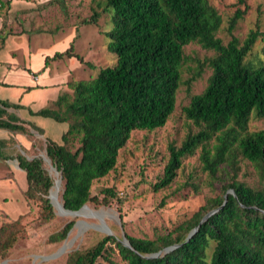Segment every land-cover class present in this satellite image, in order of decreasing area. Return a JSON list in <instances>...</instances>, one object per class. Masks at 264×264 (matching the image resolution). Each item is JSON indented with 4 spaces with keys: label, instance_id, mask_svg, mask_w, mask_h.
Segmentation results:
<instances>
[{
    "label": "trees",
    "instance_id": "trees-1",
    "mask_svg": "<svg viewBox=\"0 0 264 264\" xmlns=\"http://www.w3.org/2000/svg\"><path fill=\"white\" fill-rule=\"evenodd\" d=\"M97 7L86 23H96L102 11L111 15L112 28L108 49L117 57L112 66L102 67L91 79L69 81L72 92H64L53 107L29 111L32 115L67 123L62 143L47 138V155L56 173L60 209L62 198L69 210H81L92 196V185L117 166L121 149L135 130H154L166 125L175 111L185 61L184 46L192 41L215 51L208 63L213 72L201 93L192 95L184 108L186 117L200 126L189 133L181 146L169 145V158L155 191L172 185L182 167L183 158L200 149L202 169L216 179L221 172L230 178L223 185L224 196L208 199L187 220L172 231L155 238L126 234L132 248L114 235H105L85 251L72 250L67 264H264V187L256 188L239 180V157L250 160L264 176V128L250 131L252 116L264 118V60H247L257 41L264 39L261 21L241 40L234 34L237 25L249 11L248 0H237L228 31L231 39L224 43L217 36L223 19L209 0H95ZM77 57L91 66L75 51L73 41L65 51H57L50 60ZM31 89V87H28ZM25 106L0 99V128L24 133L26 127L8 108ZM40 133L41 128L29 122ZM79 146L73 149L72 140ZM228 163L229 165H223ZM20 168L26 171L29 198L40 199L44 218H53L54 209L47 195L54 179L43 165V159L19 156ZM187 185L198 188L188 181ZM54 191V188H53ZM52 191V194H53ZM39 192V193H38ZM104 203L114 196L112 188L104 189ZM186 196V195H185ZM223 205V206H222ZM64 208V206H63ZM219 210L204 221L187 240L190 232L213 209ZM74 222L50 235L54 243L64 240ZM8 221L0 226V252L5 255L17 236H4ZM114 244V245H113ZM178 246L168 252L166 247ZM162 251L159 256L150 257ZM119 255L121 261L114 256Z\"/></svg>",
    "mask_w": 264,
    "mask_h": 264
},
{
    "label": "rangeland",
    "instance_id": "rangeland-1",
    "mask_svg": "<svg viewBox=\"0 0 264 264\" xmlns=\"http://www.w3.org/2000/svg\"><path fill=\"white\" fill-rule=\"evenodd\" d=\"M209 1L223 19L217 36L228 43L231 39L229 23L237 8V0ZM248 3L250 9L234 31L241 40L255 28L258 19L264 31V0H248ZM95 8L99 10L95 0H0V54L8 41V52L13 59L21 62L27 59V46L30 51H36L49 47L52 42L67 41L73 36L75 51L92 65L83 63L86 67L76 69L75 77L71 76L72 80L94 78L102 67L112 66L117 61L116 55L108 49V36L105 34L113 26L110 13L102 11L96 23L84 22L91 18ZM184 53L182 81L176 108L170 119L165 126L154 130L133 131L120 151L116 168L95 180L92 185V196L98 198L99 202H87L77 214L61 212L54 206L49 193L47 197L52 203L54 215L46 221L41 200L29 198L25 192L28 188L26 172H22L19 165L21 155L27 159L42 158L45 169L54 179L55 191L56 173L60 177L62 175L56 167L53 168L47 155V138L62 143L67 123L42 115L30 116L24 111L22 114L19 109L9 108L4 117L8 118L9 113L16 114L26 130L18 133L0 128V177L8 175L10 169L16 180L12 181V177L0 179V226L8 221L4 236L11 233L17 236L16 242L5 255L0 252V264H67L70 251L83 252L105 235H114L120 239L123 234L155 238L172 231L179 222L189 219L208 199L225 195L223 185L230 182L229 176L223 171L214 179L204 172L200 149L183 158L182 167L172 185L159 191L153 189V185L163 175L169 158V145L174 143L181 146L189 133L200 130V126L186 117L184 108L190 103L192 95L201 93L207 86L213 72L208 60L215 55V51L192 41L184 46ZM247 60L253 63L264 60V39L257 41ZM21 78L25 80V76ZM57 99L53 97L45 106L53 107ZM30 120L44 134L31 126ZM262 128L264 118L252 116L249 130ZM79 144L78 139L72 140L73 149ZM8 152L12 154L11 157ZM239 165V180L256 188L264 187V176L253 162L240 156ZM188 181L197 183L198 188L187 185ZM106 188L114 191V196L108 198V204L103 202ZM62 191L63 181L59 196L64 204ZM7 192L8 203L3 199ZM113 212L116 213L114 217ZM94 217H101V220ZM70 222H74V226L64 240L54 243L49 241L50 235L59 232ZM114 257L122 262L119 255ZM98 264H104L103 259H99Z\"/></svg>",
    "mask_w": 264,
    "mask_h": 264
},
{
    "label": "crops",
    "instance_id": "crops-1",
    "mask_svg": "<svg viewBox=\"0 0 264 264\" xmlns=\"http://www.w3.org/2000/svg\"><path fill=\"white\" fill-rule=\"evenodd\" d=\"M74 39L75 37L72 36L67 41L52 42L49 47L36 51H30L27 46V59L21 62L12 58L8 52V41H6L4 51L0 54V67L3 68L0 74V99L25 106L19 108L22 114L24 111L28 115L34 116L30 113L29 108L38 110L46 107L45 105L49 104L53 97L57 99L60 93L71 92L73 89L69 86V81L77 72L76 69H81L86 65L75 56L50 60L48 65H46V58L52 57L57 51H65ZM23 76H25V80L21 78ZM8 79H13L14 82H9ZM8 92L11 97H8ZM8 155L11 157L12 154L8 152ZM9 157L8 161H10ZM9 170L8 175L1 176L0 179L12 177V181H16L13 171ZM21 171L26 172L23 169ZM3 199L8 203V192L3 196ZM6 216L7 213L4 214V217Z\"/></svg>",
    "mask_w": 264,
    "mask_h": 264
},
{
    "label": "water",
    "instance_id": "water-1",
    "mask_svg": "<svg viewBox=\"0 0 264 264\" xmlns=\"http://www.w3.org/2000/svg\"><path fill=\"white\" fill-rule=\"evenodd\" d=\"M43 158H44V157H43ZM44 159H45V158H44ZM53 168H55V167L53 166ZM61 180H62V176H61ZM229 193L234 194L235 192H234L233 189L228 190V192H227L226 195H225V201H224L223 205L227 202V198H228L227 196H228ZM50 197H51V192H50ZM223 205H222V206H223ZM84 206H85V205H84ZM84 206H83V207H84ZM83 207H82V208H83ZM64 208H65L66 210L70 211V212H77V211L80 210V209H79V210H69V209H67V208L65 207V205H64ZM82 208H81V209H82ZM218 210H219V208H217V209H213V210H211L210 212H208V213L203 217V219L200 221V223L197 225V227H195V228L190 232V234H189L187 240H189V238H190L195 232L198 231L200 225H201L204 221H206L211 215H213L214 213H216ZM120 240L122 241L123 244H125L126 246L132 248L131 242H130L129 239L127 238L126 234H123V238H121ZM177 246H178V244H176V245H172V246H170V247H166L164 251H165V252H168V251H170V250L176 248ZM161 253H162V251H160V252H158V253H156V254H152V255H150V257L159 256Z\"/></svg>",
    "mask_w": 264,
    "mask_h": 264
},
{
    "label": "bare ground",
    "instance_id": "bare-ground-1",
    "mask_svg": "<svg viewBox=\"0 0 264 264\" xmlns=\"http://www.w3.org/2000/svg\"><path fill=\"white\" fill-rule=\"evenodd\" d=\"M51 160V159H50ZM53 169V168H52ZM53 188H54V186H53ZM53 188H52V190H51V198H52V201H53V204H54V206L56 207V204H55V202H54V197H53V194H52V191H53ZM54 194H55V191H54ZM57 194H58V189H57V186H56V196H57ZM60 208H61V212H64V213H67V214H77V213H79V212H81L80 210L79 211H77V212H70V211H68V210H65V208H63V206H64V204L62 203V201L60 202ZM112 215H113V217L116 215V213L115 212H113L112 213ZM94 218H97V219H99V220H101V217H94Z\"/></svg>",
    "mask_w": 264,
    "mask_h": 264
}]
</instances>
